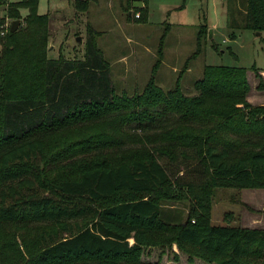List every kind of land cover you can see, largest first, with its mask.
<instances>
[{
  "label": "trees",
  "instance_id": "16d2710c",
  "mask_svg": "<svg viewBox=\"0 0 264 264\" xmlns=\"http://www.w3.org/2000/svg\"><path fill=\"white\" fill-rule=\"evenodd\" d=\"M8 1L0 33L28 14L0 42V236L18 224L36 231L26 255L15 248L0 264H161L143 261V248L171 243L190 262L264 264L263 229L210 221L215 190H264V105L249 102L245 68L206 65L185 95L182 74L208 27L173 91L156 83L165 33L144 91L119 95L95 36L83 60H50V15L39 0ZM244 27L264 32V0H247ZM189 197L197 208L185 222L163 220L162 202Z\"/></svg>",
  "mask_w": 264,
  "mask_h": 264
},
{
  "label": "rangeland",
  "instance_id": "374dc122",
  "mask_svg": "<svg viewBox=\"0 0 264 264\" xmlns=\"http://www.w3.org/2000/svg\"><path fill=\"white\" fill-rule=\"evenodd\" d=\"M76 2L87 3H81L77 8ZM8 3V0H0V18L6 16ZM132 6L140 10H135L134 16L147 7V23L130 15ZM246 9L247 0H39L38 12L50 15L48 59L83 60L87 40L93 35L110 65L117 94L129 96L144 91L158 60L157 53L165 33L164 62L158 69L156 83L166 93L173 91L188 59L196 51L199 28L207 26L208 33L213 31V38L210 39L209 33L203 53L191 61L188 66L191 71L182 74L183 92L188 96L197 94L194 85L202 78L206 65L245 68L251 85L248 100L252 105L260 106L264 105V89H258L259 81L252 68L264 78V32L244 27ZM27 14L26 9L21 10L22 26ZM15 20L5 19L0 42L4 37L2 33L6 35ZM139 44L147 45L156 57ZM1 48L0 43V54ZM134 50L138 52L137 56H130ZM121 198L129 199L128 196ZM192 199L162 202L165 213L172 216L168 219L163 214V220L185 222L192 209L197 208ZM210 221L218 227L264 230V190H215ZM40 230L37 227L38 234ZM34 231L36 229L27 224L7 226L5 232L9 237L4 232L5 237L0 236V245L5 243L0 257L18 247L26 255L22 244L32 240ZM140 258L161 264H205L201 260L190 262L189 256L180 251L176 243L146 246Z\"/></svg>",
  "mask_w": 264,
  "mask_h": 264
},
{
  "label": "crops",
  "instance_id": "0c3cea01",
  "mask_svg": "<svg viewBox=\"0 0 264 264\" xmlns=\"http://www.w3.org/2000/svg\"><path fill=\"white\" fill-rule=\"evenodd\" d=\"M141 9V8H140ZM135 10H139V9H133V6H132V11H130V15L135 19V16H134V13H135ZM60 11V10H59ZM140 11V10H139ZM168 30H170L171 28H167ZM142 48H144L148 53H150L152 55V57H156V54L153 53V51L147 46V45H144V44H139ZM137 51H133L132 54L130 56H137ZM128 56V55H127ZM129 56V57H130ZM85 57V56H84ZM137 58V57H136ZM124 59H128V57H124ZM138 62V61H136ZM164 62V56H163V60H162V64ZM176 67H174V71H176ZM187 71H191L190 69H188ZM111 73H112V70H111Z\"/></svg>",
  "mask_w": 264,
  "mask_h": 264
},
{
  "label": "water",
  "instance_id": "95a60500",
  "mask_svg": "<svg viewBox=\"0 0 264 264\" xmlns=\"http://www.w3.org/2000/svg\"><path fill=\"white\" fill-rule=\"evenodd\" d=\"M20 26H21V21L15 20L11 25V32H13V33L16 32L20 28ZM209 33H210V39H212L213 38V31L210 30ZM79 41H81V40L79 39Z\"/></svg>",
  "mask_w": 264,
  "mask_h": 264
},
{
  "label": "built area",
  "instance_id": "2783aa9c",
  "mask_svg": "<svg viewBox=\"0 0 264 264\" xmlns=\"http://www.w3.org/2000/svg\"><path fill=\"white\" fill-rule=\"evenodd\" d=\"M140 17H141V13L135 15V18L136 19H140ZM2 36H5V33L4 32L2 33Z\"/></svg>",
  "mask_w": 264,
  "mask_h": 264
}]
</instances>
